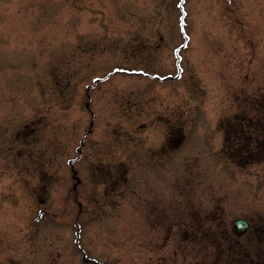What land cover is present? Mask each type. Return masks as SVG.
<instances>
[{
  "label": "rangeland",
  "instance_id": "374dc122",
  "mask_svg": "<svg viewBox=\"0 0 264 264\" xmlns=\"http://www.w3.org/2000/svg\"><path fill=\"white\" fill-rule=\"evenodd\" d=\"M258 88L264 0H0V264H263Z\"/></svg>",
  "mask_w": 264,
  "mask_h": 264
},
{
  "label": "trees",
  "instance_id": "16d2710c",
  "mask_svg": "<svg viewBox=\"0 0 264 264\" xmlns=\"http://www.w3.org/2000/svg\"><path fill=\"white\" fill-rule=\"evenodd\" d=\"M254 99L260 107L258 97L254 95ZM227 121L229 122L226 129L228 131V141L231 145L228 149H225L227 156L230 157L229 159L233 163H246L250 160L249 158L261 152L264 144V109L263 113L257 114L254 105L245 104V107L240 109V115L236 116L231 122L230 120Z\"/></svg>",
  "mask_w": 264,
  "mask_h": 264
},
{
  "label": "flooded vegetation",
  "instance_id": "af4514ba",
  "mask_svg": "<svg viewBox=\"0 0 264 264\" xmlns=\"http://www.w3.org/2000/svg\"><path fill=\"white\" fill-rule=\"evenodd\" d=\"M256 91V93H255V96H257V97H259V98H261V97H264V91L261 89V88H258V89H256L255 90ZM177 142L178 141H175V143H174V145L171 147L172 149H174V150H176L177 148ZM170 146V145H169ZM176 146V147H175ZM162 147V149H161V152H163L162 154H159V153H157L156 152V150H153L152 152H150V154H149V159L150 160H153V159H160L161 160V158L163 157V156H165V152H166V146L165 145H162L161 146ZM159 148H160V146H159ZM158 148V149H159ZM171 149V150H172ZM68 165L70 166V167H72V165H71V163L70 162H68ZM153 166V165H152ZM72 172H73V170H72ZM248 228H249V223H248ZM248 228H247V230H248ZM246 230V231H247ZM258 235V234H257ZM261 239H263V241H258V251L256 250V253H255V257L254 258H263L264 259V232H262V234H261ZM263 264H264V262H263Z\"/></svg>",
  "mask_w": 264,
  "mask_h": 264
},
{
  "label": "water",
  "instance_id": "95a60500",
  "mask_svg": "<svg viewBox=\"0 0 264 264\" xmlns=\"http://www.w3.org/2000/svg\"><path fill=\"white\" fill-rule=\"evenodd\" d=\"M247 222L241 219H237L233 222V227L238 235H241L247 229Z\"/></svg>",
  "mask_w": 264,
  "mask_h": 264
}]
</instances>
